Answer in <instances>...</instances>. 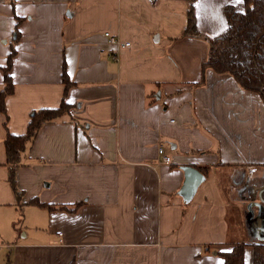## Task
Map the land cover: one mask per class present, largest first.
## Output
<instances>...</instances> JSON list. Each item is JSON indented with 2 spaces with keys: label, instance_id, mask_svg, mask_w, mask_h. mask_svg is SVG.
<instances>
[{
  "label": "crops",
  "instance_id": "1",
  "mask_svg": "<svg viewBox=\"0 0 264 264\" xmlns=\"http://www.w3.org/2000/svg\"><path fill=\"white\" fill-rule=\"evenodd\" d=\"M227 5L243 11L242 0H0V91L13 51L0 264H221L235 243L264 241L252 193L264 194V103L228 73L202 75ZM191 7L197 35L184 32ZM62 100L69 112L21 152L17 201L6 131L25 133L33 110ZM183 165L206 170L188 202Z\"/></svg>",
  "mask_w": 264,
  "mask_h": 264
},
{
  "label": "trees",
  "instance_id": "2",
  "mask_svg": "<svg viewBox=\"0 0 264 264\" xmlns=\"http://www.w3.org/2000/svg\"><path fill=\"white\" fill-rule=\"evenodd\" d=\"M192 1V0H191ZM243 11L238 16L232 5L224 8L230 22L225 31L208 38L207 57L202 62V75L205 69L216 73H228L244 89L257 92L264 103V0H242ZM186 34H199L192 7L187 11ZM17 33V31H15ZM13 51L9 53L3 67L4 87L0 91V111H5V97L12 93L13 83L10 76V65ZM64 90L71 84L65 70H62ZM71 105L62 100L58 107L33 110L25 133L13 134L6 131L4 138L5 164L8 169V181L15 193L17 201L20 192L15 183V170L20 164V155L25 145L33 140L37 130L43 123L52 122L69 112ZM7 115L5 117L6 122ZM205 174V167H199ZM29 203L49 207L47 203L36 199ZM253 248L251 264H264V241L237 242L232 249L223 252L221 264H244L243 250L245 245Z\"/></svg>",
  "mask_w": 264,
  "mask_h": 264
},
{
  "label": "water",
  "instance_id": "3",
  "mask_svg": "<svg viewBox=\"0 0 264 264\" xmlns=\"http://www.w3.org/2000/svg\"><path fill=\"white\" fill-rule=\"evenodd\" d=\"M181 168L184 172V181L179 190V195L182 197L183 201L188 202L195 194L198 185L204 180V174L194 166L183 165ZM251 205L253 204L251 203L248 205V212L250 213L248 219H251L254 213L251 209ZM255 205L258 208L259 214L262 213L264 209L260 202ZM262 239H264V237H262Z\"/></svg>",
  "mask_w": 264,
  "mask_h": 264
},
{
  "label": "built area",
  "instance_id": "4",
  "mask_svg": "<svg viewBox=\"0 0 264 264\" xmlns=\"http://www.w3.org/2000/svg\"><path fill=\"white\" fill-rule=\"evenodd\" d=\"M104 35L107 37L108 41L111 43V44H114V45H128V42L126 43H120V41L118 40L117 37H115L114 35H111L109 32H105ZM158 155L160 156V162L162 163H169L171 162V158L169 155H166L165 152H164V149L162 147H158Z\"/></svg>",
  "mask_w": 264,
  "mask_h": 264
},
{
  "label": "rangeland",
  "instance_id": "5",
  "mask_svg": "<svg viewBox=\"0 0 264 264\" xmlns=\"http://www.w3.org/2000/svg\"><path fill=\"white\" fill-rule=\"evenodd\" d=\"M253 193V195H254V193H259L261 196H258V198H259V201L260 202H264V194H263V192H258V190L257 191H255V192H252Z\"/></svg>",
  "mask_w": 264,
  "mask_h": 264
}]
</instances>
